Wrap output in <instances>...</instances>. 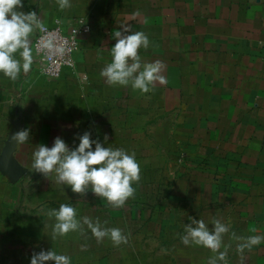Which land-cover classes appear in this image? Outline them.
<instances>
[{
  "label": "crops",
  "instance_id": "obj_1",
  "mask_svg": "<svg viewBox=\"0 0 264 264\" xmlns=\"http://www.w3.org/2000/svg\"><path fill=\"white\" fill-rule=\"evenodd\" d=\"M22 10L64 34L79 20L91 31L59 79L36 59L38 30L30 71L16 80L0 74V155L17 123L31 130L13 153L25 175L0 172V264H30L51 248L71 264H208L210 249L182 243L193 219L229 225L227 264H264V241L240 252L233 236H264V0H70L65 9L59 0H23ZM122 26L145 32L150 45L139 55L162 65L164 82L148 93L100 75ZM85 131L135 154L140 180L123 206L34 172L36 145L61 136L74 147ZM61 204L81 222L121 229L127 243L98 240L83 223L54 238L48 212Z\"/></svg>",
  "mask_w": 264,
  "mask_h": 264
},
{
  "label": "clouds",
  "instance_id": "obj_2",
  "mask_svg": "<svg viewBox=\"0 0 264 264\" xmlns=\"http://www.w3.org/2000/svg\"><path fill=\"white\" fill-rule=\"evenodd\" d=\"M59 7H70V0H59ZM22 8L23 0H0V74L12 80H16L21 72L30 71L33 64L32 36L36 30H46L37 12H25ZM112 37L116 43L109 51L111 61L100 73L109 85H130L134 91L148 93L152 90L153 82H164L160 76L161 63H145L139 55L141 48L147 49L150 45L145 32L122 26L112 33ZM43 46L49 49L53 47L51 41L45 42ZM17 52L19 58L15 55ZM77 138L79 142L74 147L69 146L61 136L54 139L51 147L43 143L36 145L32 163L34 172L45 178L54 173L56 183L70 188L73 193L86 194L90 190L114 207L123 206L134 195L133 182L140 180L141 169L135 154L108 146L107 135L103 142L99 136L94 139L91 131H85ZM11 140L13 143L28 142L31 140V130L21 129L11 135ZM48 215L56 220L54 238L80 230L83 223L98 240L110 237L116 245L127 243V237L119 228H106L99 221L93 222L88 217H84L81 222L72 205L61 204L58 209L49 211ZM228 232L229 225L218 219L212 222L211 228L203 220L193 219L190 225L184 226L181 240L184 245L196 244L210 249L214 255L209 258L208 264H227V250L221 249L224 234ZM233 236L240 241L237 245L240 252L264 241L261 235L236 237L233 233ZM48 262L71 264V258L52 248L34 252L30 258V264Z\"/></svg>",
  "mask_w": 264,
  "mask_h": 264
},
{
  "label": "built area",
  "instance_id": "obj_3",
  "mask_svg": "<svg viewBox=\"0 0 264 264\" xmlns=\"http://www.w3.org/2000/svg\"><path fill=\"white\" fill-rule=\"evenodd\" d=\"M45 31L38 30L34 41V54L42 66L45 75L51 79H59L66 69H72L74 55L78 50V37L91 31L89 25L79 20L69 34H64L58 27L45 26ZM51 41V49L44 43ZM264 46V43H263Z\"/></svg>",
  "mask_w": 264,
  "mask_h": 264
},
{
  "label": "water",
  "instance_id": "obj_4",
  "mask_svg": "<svg viewBox=\"0 0 264 264\" xmlns=\"http://www.w3.org/2000/svg\"><path fill=\"white\" fill-rule=\"evenodd\" d=\"M18 131L19 123L15 125L13 133ZM16 146L17 143H13L10 136L0 155V172L3 175L8 176L13 181H18L25 175L24 169H22V167L13 159V153L16 149Z\"/></svg>",
  "mask_w": 264,
  "mask_h": 264
}]
</instances>
